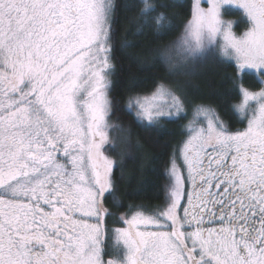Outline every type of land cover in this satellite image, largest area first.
<instances>
[{
  "label": "snow or ice",
  "instance_id": "snow-or-ice-1",
  "mask_svg": "<svg viewBox=\"0 0 264 264\" xmlns=\"http://www.w3.org/2000/svg\"><path fill=\"white\" fill-rule=\"evenodd\" d=\"M226 6L242 9V34ZM153 7L145 0L142 14ZM116 9L115 0H0V264H264V0H194L168 62L209 49L233 62L246 127L232 131L197 107L163 205L121 216L126 227L110 237ZM248 73L260 91L244 86ZM127 107L149 125L184 113L163 83Z\"/></svg>",
  "mask_w": 264,
  "mask_h": 264
},
{
  "label": "trees",
  "instance_id": "trees-1",
  "mask_svg": "<svg viewBox=\"0 0 264 264\" xmlns=\"http://www.w3.org/2000/svg\"><path fill=\"white\" fill-rule=\"evenodd\" d=\"M116 4L110 94L119 112L111 110L108 116L109 143L105 148L116 161L109 198L118 199L112 208L120 211L126 206L158 204L165 197L172 153L181 139L179 125L170 120L149 125L126 104L132 96L172 82L174 71L165 53L182 34L192 4L191 0H150L154 7L144 14L142 0H116ZM232 70L230 64L211 63L191 92L192 103L197 99L226 106L235 95Z\"/></svg>",
  "mask_w": 264,
  "mask_h": 264
},
{
  "label": "rangeland",
  "instance_id": "rangeland-1",
  "mask_svg": "<svg viewBox=\"0 0 264 264\" xmlns=\"http://www.w3.org/2000/svg\"><path fill=\"white\" fill-rule=\"evenodd\" d=\"M142 1H143V3H145V0H142ZM193 2H194V0H191V4H193ZM115 3H116V0H115ZM147 3L150 4V0H147ZM225 8L229 12H231L233 10V13L236 10L240 9L238 7H233V6H226ZM191 13H192V7H191ZM233 13H231V16H233ZM114 15H115V13H114ZM241 17L244 19L245 24H242L240 26V24L237 23L238 27H236V28L233 26L235 33L238 35L245 32L247 30V27H248L246 18H244L242 16V14H241ZM190 19H191V16H190L189 20ZM224 19L226 21L233 22L232 20H229L228 17H224ZM112 29H114V31L116 32V30L114 28V19H113V24H112V28H111V36H112ZM182 36H183V32L180 35V37H178L172 43L171 47H169L168 50L173 49L177 45V43L179 42V40ZM112 51H113V49H112V45H111L110 58L112 56ZM217 56L220 59L218 58V60L212 61L214 59H217L216 58ZM221 59L226 60L223 57H221L219 55V52L216 51L215 49H209L208 51H206L205 53L196 57L194 60H192L188 63H183V62H180L177 60V61H175V66L174 67L171 66V68H173V71H174V76H173L172 82L170 84L169 83H163V84H165L166 86H169L172 89H174L175 91H177L178 95H180L182 97L183 103H184V113L181 116L176 117L174 119L164 118V119H161V121L162 120H170V121H174L175 123H177L179 125L178 127H179V131L181 134V139L179 142V146L174 153H180V149L183 146V143L188 139L190 122L193 120V115H194V112L196 109V107H192L191 92L197 88L198 82H200L202 80V78L206 75L207 68L210 67L211 63L217 62L220 64V63H222ZM226 61H228V60H226ZM228 62H230L234 65L233 62H231V61H228ZM111 65H112V68H111V74H112V72L114 70V66H115V63L112 61V59H111ZM110 88H111V76H110V87L108 89V96L112 102V111L113 112H119V107L117 106V103L114 100H112V98H111ZM154 90H152L150 93H147L144 95H150ZM144 95H140V96H144ZM127 105H128V103L126 104V106ZM132 111L135 112L134 109ZM200 119H202V117ZM145 123H147V122L145 121ZM118 134L119 133L115 131V135H118ZM137 210L142 211L141 209L137 208V209H134L133 212H135ZM118 223H119V225L116 228L122 227V225H121L122 222H121L120 218L118 220ZM114 230H113V232H114Z\"/></svg>",
  "mask_w": 264,
  "mask_h": 264
},
{
  "label": "flooded vegetation",
  "instance_id": "flooded-vegetation-1",
  "mask_svg": "<svg viewBox=\"0 0 264 264\" xmlns=\"http://www.w3.org/2000/svg\"><path fill=\"white\" fill-rule=\"evenodd\" d=\"M205 6H207V5L205 4ZM239 10H236L233 13V10L231 12H229L226 8L223 9L224 17H228L229 20H232L233 26L235 28L238 27L237 23H239L240 26L242 24H245L244 19L241 17L242 9H239ZM231 13H233V16H231ZM216 58L217 59H214L212 61L218 60L219 57L217 56ZM221 60H222L221 64H225V63L230 64L233 68V70H232L233 75H234L233 76V80H234L233 89L235 90L234 97L232 98V100L225 103L226 106L222 105V104L221 105L215 104L214 102L199 101L196 99L195 102L192 103V107H196V108L197 107H203L206 109H212L220 117V119L228 126V128L230 130H232V131L242 130L246 127L247 122L244 120H241L239 118V114L235 111V108H234V105H237L240 103V95H239L238 87H237L238 82H237V73L235 71V66L226 60H223V59H221ZM213 63H215V62H213ZM246 78L248 80H246ZM243 82H244V86L246 88H248L250 91H253V92L260 91V84L255 77V73H248L243 78ZM174 155L176 157L177 164L182 167L183 165H182V159L180 157V153H172V159H173ZM170 166H171V164H170ZM184 175H187V173L185 172ZM168 185H169V176H168V182H167L166 189H167ZM110 195H111V192L106 193L105 201H104L105 207L108 209L109 213H111L110 216L105 218L106 219V228L109 231L110 237H111V234L113 233V230L119 225L118 220L121 216H125V215L130 216L132 214V212L134 211V209H137V208L141 209L144 212H150V211L156 209L157 207L162 206L164 201H165V197H164L163 201L158 203V204L146 205V206H136V207L126 206L122 210L117 211V210H114L112 208V206L116 205V203L118 202V199L116 197L109 198ZM165 196H166V190H165ZM121 225H122V227H126V225H124L123 223ZM107 243H109V245H111L112 240L109 238L107 240Z\"/></svg>",
  "mask_w": 264,
  "mask_h": 264
},
{
  "label": "water",
  "instance_id": "water-1",
  "mask_svg": "<svg viewBox=\"0 0 264 264\" xmlns=\"http://www.w3.org/2000/svg\"><path fill=\"white\" fill-rule=\"evenodd\" d=\"M115 41H116V32L114 29H112V49L115 47Z\"/></svg>",
  "mask_w": 264,
  "mask_h": 264
}]
</instances>
